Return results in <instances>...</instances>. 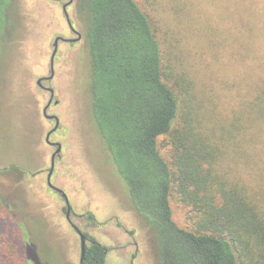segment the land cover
Instances as JSON below:
<instances>
[{
	"label": "rangeland",
	"instance_id": "1",
	"mask_svg": "<svg viewBox=\"0 0 264 264\" xmlns=\"http://www.w3.org/2000/svg\"><path fill=\"white\" fill-rule=\"evenodd\" d=\"M136 1L156 21L172 72L196 80L197 108L204 98L212 113L228 114L264 79V0ZM10 19L0 48V245L15 264H80L79 236L46 183L52 123L42 116L48 93L36 85L48 74L53 38L70 33L52 0H14ZM88 62L84 42H59L49 84L59 104L49 111L60 120L50 140L62 150L52 182L67 194L72 222L109 248L105 264H155L152 236L90 117ZM170 199L174 220L191 228L188 207Z\"/></svg>",
	"mask_w": 264,
	"mask_h": 264
},
{
	"label": "trees",
	"instance_id": "2",
	"mask_svg": "<svg viewBox=\"0 0 264 264\" xmlns=\"http://www.w3.org/2000/svg\"><path fill=\"white\" fill-rule=\"evenodd\" d=\"M13 3L0 0V48ZM76 8L90 117L152 236L155 264H264V79L228 114L204 98L197 108L196 80L172 72L156 21L136 0ZM171 197L188 207L191 228L174 220ZM90 240L83 264H105L109 248ZM0 264H15L1 245Z\"/></svg>",
	"mask_w": 264,
	"mask_h": 264
},
{
	"label": "flooded vegetation",
	"instance_id": "3",
	"mask_svg": "<svg viewBox=\"0 0 264 264\" xmlns=\"http://www.w3.org/2000/svg\"><path fill=\"white\" fill-rule=\"evenodd\" d=\"M52 1H54V2H56V3H58L60 5V11L62 13V17H63L64 22L66 24V30L65 31L70 33V36L68 34L67 35L58 34V35H56L53 38V41L51 43V52H50V55H49V58H48V72H47L48 74L39 76L36 79V85L39 88H41L42 90H44L45 92L48 93V98L46 99V102L43 104V107H42V116H43V118L45 120L47 119L49 122L52 123V127H50V129L47 130L44 140L51 148L54 149L52 151L51 155H50V163H51V156L54 155L53 156V158H54V166H53V171H52L51 177H50V181L53 184L52 177H53V172H54V169H55V163L58 160V158L60 157L62 146H61V143L59 141L50 140L51 136L59 129L60 120H59V116H57L56 114L51 113L49 111L52 106H55V105L57 106L59 104V100L57 98H55L54 89L49 84H50V82H51V80L53 79V76H54V61L56 59V55H57V52H58V44H59V42H62L64 44H66L68 47H70V46H73V45H75L77 43L84 42V36H83L82 30H79V28L75 24V19L78 18V16H77L78 11H77V8H76L78 0H52ZM78 19H80V18H78ZM57 36H61L62 38L58 39L57 48H56V51H55V53L53 55V58H52L53 49H54L53 42H54V40H55V38ZM51 58H52V61H51ZM51 62H52V64H51ZM38 79H40L39 82H37ZM57 120H58V125H57V127L55 129H53L55 127V125H56V121ZM49 131H50V133H49ZM48 133H49V135H48V141H47L46 140V136H47ZM57 142L60 144V148H59L58 151H57V147L58 146H57V144H55ZM49 168H50V166H49ZM49 168H48V170H49ZM48 170H47V172H48ZM46 176H47V174H46ZM53 185L58 187V188H60L59 186H57L55 184H53ZM49 188H51V187L49 186ZM51 189L54 190L55 192H57L59 194L60 198L63 200L64 209H65V218H66L68 224L71 226V228L77 233V231L75 230V228L73 226L75 224L72 222V219H71V216H73L72 208L70 207L69 218H68L66 216L67 206H66L64 198L61 196V193H59L57 190H55L53 188H51ZM60 189L65 193L63 188H60ZM66 196H67V194H66ZM67 198H68V196H67ZM84 235H85V245H87V242H89L91 240H90V237L88 235H86V234H84ZM80 264H83V261L82 262L80 261Z\"/></svg>",
	"mask_w": 264,
	"mask_h": 264
},
{
	"label": "water",
	"instance_id": "4",
	"mask_svg": "<svg viewBox=\"0 0 264 264\" xmlns=\"http://www.w3.org/2000/svg\"><path fill=\"white\" fill-rule=\"evenodd\" d=\"M60 38H62L61 36H57L56 38H55V40H54V42H53V46H54V49H53V54H52V58H53V55H54V53H55V51H56V48H57V41H58V39H60ZM52 58H51V61H52ZM51 64H52V62H51ZM49 78V77H48ZM40 81V79H38L37 80V82H39ZM57 125H58V120L56 121V125H55V127L53 128V129H55L56 127H57ZM52 131V130H51ZM49 133H50V131H49ZM49 133L47 134V136H46V140L48 141V135H49ZM55 144H57V151L59 150V148H60V144L57 142V143H55ZM56 151V152H57ZM54 156V155H53ZM53 156H51V163H50V168H49V170H48V172H47V176H46V182H47V184H48V186H50L51 188H53V189H55V190H57L59 193H61V196L64 198V200H65V203H66V206H67V213H66V216L69 218V211H70V203H69V200H68V198H67V196H66V194L60 189V188H58V187H56V186H54L52 183H51V181H50V177H51V173H52V171H53V166H54V158H53ZM74 226V228H75V230L77 231V233H78V235H79V238H80V261L82 262L83 261V259H84V254H85V249H86V245H85V235L83 234V232L76 226V225H73Z\"/></svg>",
	"mask_w": 264,
	"mask_h": 264
}]
</instances>
